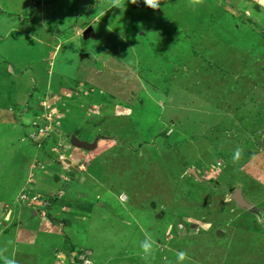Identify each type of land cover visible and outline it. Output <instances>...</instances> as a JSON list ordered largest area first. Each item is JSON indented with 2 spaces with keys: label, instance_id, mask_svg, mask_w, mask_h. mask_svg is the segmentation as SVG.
<instances>
[{
  "label": "rangeland",
  "instance_id": "1",
  "mask_svg": "<svg viewBox=\"0 0 264 264\" xmlns=\"http://www.w3.org/2000/svg\"><path fill=\"white\" fill-rule=\"evenodd\" d=\"M133 2L0 0V264H264V0Z\"/></svg>",
  "mask_w": 264,
  "mask_h": 264
},
{
  "label": "clouds",
  "instance_id": "2",
  "mask_svg": "<svg viewBox=\"0 0 264 264\" xmlns=\"http://www.w3.org/2000/svg\"><path fill=\"white\" fill-rule=\"evenodd\" d=\"M132 2H133V0H132ZM135 2H136V0H135ZM135 2H133V3H135ZM144 3L147 6L153 8V9L159 7V5L154 3L153 0H144ZM240 154H241V150L239 148H237L235 150V152H234L233 159L234 160L238 159L240 157ZM221 164H222V162L219 161V160L216 162V166H220ZM35 197L36 198L34 200L32 198L31 199H27L28 200V201L26 200L28 202L27 204L30 205L31 202H34L35 200H37L38 196H35ZM140 249L143 251V253L145 255H151L153 253V251H154V241L150 237L145 236L144 240L140 242ZM186 259H187V253L186 252L179 251V252L176 253V262H177V264H184ZM9 264H14V261H10Z\"/></svg>",
  "mask_w": 264,
  "mask_h": 264
},
{
  "label": "water",
  "instance_id": "3",
  "mask_svg": "<svg viewBox=\"0 0 264 264\" xmlns=\"http://www.w3.org/2000/svg\"><path fill=\"white\" fill-rule=\"evenodd\" d=\"M91 30V27L88 26L85 30H84V34H87L89 31ZM85 54H82L81 57H83ZM69 142L72 146L77 147L79 149H83V150H91L93 148H95L96 146V139H94L92 142H88L86 140H80L78 139L74 134H71L69 136ZM262 147H264V141H262ZM230 198L236 203V205L243 207V208H251L253 209L254 207L251 206L250 203H248L239 188H235L231 194H230Z\"/></svg>",
  "mask_w": 264,
  "mask_h": 264
},
{
  "label": "built area",
  "instance_id": "4",
  "mask_svg": "<svg viewBox=\"0 0 264 264\" xmlns=\"http://www.w3.org/2000/svg\"><path fill=\"white\" fill-rule=\"evenodd\" d=\"M25 194L24 193H20L19 197L22 199V200H27L28 198H25L24 197ZM36 197L35 196H32V199L34 200Z\"/></svg>",
  "mask_w": 264,
  "mask_h": 264
},
{
  "label": "crops",
  "instance_id": "5",
  "mask_svg": "<svg viewBox=\"0 0 264 264\" xmlns=\"http://www.w3.org/2000/svg\"><path fill=\"white\" fill-rule=\"evenodd\" d=\"M11 67H12V66H10V65L7 66V70H8V71H6V73H9V75H11V71H12V70H11ZM35 201H36V200H35Z\"/></svg>",
  "mask_w": 264,
  "mask_h": 264
},
{
  "label": "bare ground",
  "instance_id": "6",
  "mask_svg": "<svg viewBox=\"0 0 264 264\" xmlns=\"http://www.w3.org/2000/svg\"><path fill=\"white\" fill-rule=\"evenodd\" d=\"M109 90V89H108ZM3 101V100H2ZM122 112V111H121ZM102 167V166H101ZM99 168H100V166H99ZM93 174V173H92ZM2 197H3V195H2ZM4 198V197H3ZM5 199V198H4Z\"/></svg>",
  "mask_w": 264,
  "mask_h": 264
},
{
  "label": "trees",
  "instance_id": "7",
  "mask_svg": "<svg viewBox=\"0 0 264 264\" xmlns=\"http://www.w3.org/2000/svg\"><path fill=\"white\" fill-rule=\"evenodd\" d=\"M5 71V70H4Z\"/></svg>",
  "mask_w": 264,
  "mask_h": 264
}]
</instances>
